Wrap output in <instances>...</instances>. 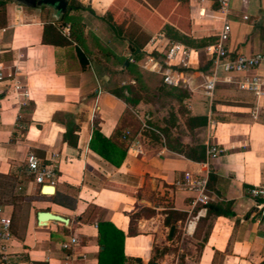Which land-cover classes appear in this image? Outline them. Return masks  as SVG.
<instances>
[{
    "label": "crops",
    "instance_id": "crops-1",
    "mask_svg": "<svg viewBox=\"0 0 264 264\" xmlns=\"http://www.w3.org/2000/svg\"><path fill=\"white\" fill-rule=\"evenodd\" d=\"M68 1L84 8L69 13L82 16L84 30L94 36L110 30L102 19L106 11L115 18L130 8L127 0ZM141 1L147 4L143 15L154 17L156 27L167 24L178 35L215 40L221 17L214 0H170L168 12L163 8L166 0H155V8ZM39 7L30 0H0V71L13 74L25 91L18 94L13 80H0V207L10 220L6 245L13 259L25 264H96L97 223L104 221L123 233L121 264H210L214 254L218 264L262 261L264 193L252 197L249 189L264 192V96L255 104L233 84L218 83L207 98L200 84L208 67L199 57L198 69L186 70L184 110L174 112L171 124L169 120L161 128L149 126L158 135L133 130L122 121L128 105L106 91L107 77L94 70L91 55L81 69L73 40L56 46L42 42L43 25L54 24L60 15L47 6L51 14L43 19ZM226 17L227 50L264 55V0H229ZM65 26L70 33L67 23L61 30ZM113 35L108 47L114 54L120 48L125 58L126 39ZM83 47L87 49L86 41ZM258 72L264 74V62ZM144 105L140 101L132 107ZM58 112L72 116L74 146L62 138L64 125L52 119ZM189 116H204L205 124L186 127ZM93 123L102 136L125 150L118 166L88 148ZM166 141L185 149L201 145L204 150L212 143L222 150L208 162L207 190L209 203L227 207L232 216L206 214V206L191 208V194L172 182L183 172L200 170L204 159L194 161L172 151ZM28 151L52 168L51 194L43 192L46 185L40 188L31 175L21 174ZM43 210L66 217L67 223H38L36 213ZM70 236L77 242L67 250L60 248Z\"/></svg>",
    "mask_w": 264,
    "mask_h": 264
},
{
    "label": "built area",
    "instance_id": "built-area-1",
    "mask_svg": "<svg viewBox=\"0 0 264 264\" xmlns=\"http://www.w3.org/2000/svg\"><path fill=\"white\" fill-rule=\"evenodd\" d=\"M214 2L215 10L221 17V23L215 40L201 49L204 59L209 62L207 72L202 73L203 82L200 84L202 92L204 96L211 98L218 83H229L233 84L237 90L250 94L256 104L264 96V74L258 72L259 66L264 62V55L261 52L231 54L227 50L225 43L228 39L230 26L226 16L229 10V0H214ZM243 19H246V16H243ZM60 33L67 38L69 36L68 27L65 26L60 30ZM199 55V50L179 41L169 40L162 33L156 32L139 49V58L135 59L128 55L127 61L135 63L145 71L159 75L161 82L168 87L188 88L189 79L186 76V70L198 69ZM4 77L13 80V74L0 71V80H3ZM11 85L16 93L25 94V91H21L22 85L17 80L14 79ZM126 134L127 132H125ZM133 150L138 152V144H135ZM221 151L215 144L206 143L204 160L200 163L201 169L197 172H183L180 177L173 180V186L191 194V208L205 209V206L211 201L207 190V165L210 160L218 157ZM24 162V172L31 175L38 186L53 184V171L48 164L40 163L39 159L30 151L25 154ZM263 193V189L260 187L249 189V194L252 197L261 196ZM260 238L264 247V233ZM10 239V220L2 214L0 207V262L25 264L22 260L13 259L14 254L8 252L6 244ZM76 242V237L70 236L68 241L60 243V248L67 250Z\"/></svg>",
    "mask_w": 264,
    "mask_h": 264
},
{
    "label": "trees",
    "instance_id": "trees-1",
    "mask_svg": "<svg viewBox=\"0 0 264 264\" xmlns=\"http://www.w3.org/2000/svg\"><path fill=\"white\" fill-rule=\"evenodd\" d=\"M182 1V0H179ZM76 9H84L79 4L75 3L74 1H70L66 4L64 11L60 14L59 19L54 22V24L48 22L43 25V33H42V42L48 43L51 45H64L70 43L72 40L75 42L74 46V54L77 58L80 68H84L85 65L88 63L89 55L85 51L83 47V36L80 28L74 27L72 23L77 18L75 14H70L71 10ZM86 9V8H85ZM102 19L108 24L111 33L115 36L122 37V31L120 26L116 23V19L113 18V15L110 11H106L105 14L102 16ZM65 22H69V36L66 38L60 33L61 27L64 25ZM164 30L158 31L162 33L167 39L178 41L193 47L197 50H201L203 46L210 43L207 39H194L189 36L185 35H178L176 31L172 29L169 25L165 24ZM173 32V33H172ZM172 34V35H171ZM151 36L146 35L144 38H137L135 36L127 35L125 37L127 42L128 53L125 58L119 61V69L126 72H134L132 71V67L136 66L135 63H131L127 61V56L131 55L135 59L139 58V49L142 45L148 40ZM200 59H203V54L200 51L199 55ZM126 61L127 64L123 62ZM209 62H205V67L207 68ZM139 67V66H138ZM140 68V67H139ZM143 70V69H142ZM145 71V70H144ZM148 72V71H146ZM151 73V72H149ZM133 82L140 83L139 77L134 76L127 82H122L121 84L115 85L113 88H106V91L114 95L116 98L120 99L128 106H134L138 102L142 101L143 98L140 96L139 91L133 85ZM160 84L167 88V90H163V92L168 95L172 96L175 99L182 101L183 98L187 96L185 90L176 87H168L164 85L161 80ZM140 88V86H139ZM138 88V89H139ZM175 92V93H174ZM170 123L169 120L166 123L171 124L173 115L170 116ZM54 121L62 123L64 125V132L62 134L63 140L70 146H74L76 143V135L73 133L76 130V126L73 123L72 116L65 112H58L52 116ZM205 117L204 116H189L185 119L184 123L186 127H195V126H202L205 124ZM93 129L91 131V136L88 141V148L91 149L93 152L98 154L101 158L105 161L109 162L114 166H118L123 157L125 150L121 147V145L117 144L115 141L112 140L111 137L105 138L102 136L96 124L93 123ZM165 133V131L162 129ZM114 135L117 134V128L115 129ZM165 145L168 149L175 151L177 153L183 154L185 157L192 159L194 161H201L204 159V146L198 145L191 148H183L180 145L172 146L167 141ZM209 212H213L216 215H223L230 217L233 213L227 208H221L215 204L208 203L206 205V214ZM169 213L175 214V216L184 218L181 213L172 211ZM122 240H123V233L120 230L114 228L110 223L107 222H98L97 223V244L99 246L97 252V263L96 264H121L124 257L122 255ZM210 264H216L215 254L212 257ZM258 264H264V258Z\"/></svg>",
    "mask_w": 264,
    "mask_h": 264
},
{
    "label": "rangeland",
    "instance_id": "rangeland-1",
    "mask_svg": "<svg viewBox=\"0 0 264 264\" xmlns=\"http://www.w3.org/2000/svg\"><path fill=\"white\" fill-rule=\"evenodd\" d=\"M146 1L151 7L155 8V0ZM171 1H165V7L163 8L166 12L170 10L169 6ZM186 1L187 0H182L180 3L185 4ZM126 3L129 4L130 8H128L126 12L123 10V12H120L115 17L116 23L121 28L123 35L122 37L118 38V36L113 35L111 31L106 28V26V32L100 30L101 32L98 36L92 35L91 30H84V23H82L84 18L82 16H77V18L74 20V23L72 24H74L73 28H80L82 34L85 35V40H83L86 41L88 46L86 47L88 50H85L89 56L91 55L89 60L92 61L91 64L94 70L98 71V73L101 75H106V88H113L117 84H121L122 82L125 83L134 76L139 77L140 83L133 81L132 83L139 91L140 96L143 98L142 102L145 103V105L139 108L128 106L122 117V121L133 130L144 129L149 130V132H152L155 135H158L154 130L149 129V126L153 128H161L160 126H162V124L167 120H170V116L173 115L174 112H182V110H184L185 107L182 101H179L172 96H168L163 92V90H167V88H164V86L160 84L159 75L146 72L137 65L132 67V71H134L132 73L120 70L119 61L124 57V53L119 48L117 50L118 53L114 54L107 44L110 41L111 35L117 37L118 39H125L127 35L142 39L146 35L153 34L154 32L160 30H164L166 32L167 30L162 27H156V19L154 17L151 16L146 18L143 15L144 7L142 6L147 7L145 2L141 0H127ZM25 6L30 7L27 2H25ZM39 8L41 18L46 19L50 17L51 10L47 6L42 5ZM65 23L69 24V22ZM143 23L145 25H142V29L141 24ZM119 52H121V56H119ZM207 102L208 101H206V104ZM176 126L175 132L178 133L181 129H178V124ZM21 172V174H26L24 170ZM218 263L219 259L216 260V264Z\"/></svg>",
    "mask_w": 264,
    "mask_h": 264
},
{
    "label": "water",
    "instance_id": "water-1",
    "mask_svg": "<svg viewBox=\"0 0 264 264\" xmlns=\"http://www.w3.org/2000/svg\"><path fill=\"white\" fill-rule=\"evenodd\" d=\"M30 2L32 4H36L37 6H41V5L52 6L59 13V15L64 11L67 4V0H30ZM123 63L127 64L126 61H124ZM45 188L46 189L50 188L51 190H53V187L51 185L44 186L42 190ZM36 220L38 223L40 222L44 223L46 220H55L66 224L68 219L58 214L51 213L50 211L43 210V211H38L36 213ZM171 229L172 227H170V231Z\"/></svg>",
    "mask_w": 264,
    "mask_h": 264
},
{
    "label": "bare ground",
    "instance_id": "bare-ground-1",
    "mask_svg": "<svg viewBox=\"0 0 264 264\" xmlns=\"http://www.w3.org/2000/svg\"><path fill=\"white\" fill-rule=\"evenodd\" d=\"M40 188H41V186H40ZM41 191H42V190H41ZM52 191H53V190H51L50 188H47V189L45 188V189H43V192H44V193H49V194H51ZM51 213H52V212H51ZM40 223H41V222H40Z\"/></svg>",
    "mask_w": 264,
    "mask_h": 264
}]
</instances>
